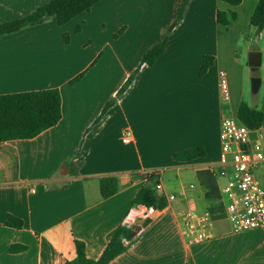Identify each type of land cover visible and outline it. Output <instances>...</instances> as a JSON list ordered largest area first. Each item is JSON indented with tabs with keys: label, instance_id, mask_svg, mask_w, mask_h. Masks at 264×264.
Instances as JSON below:
<instances>
[{
	"label": "crops",
	"instance_id": "obj_1",
	"mask_svg": "<svg viewBox=\"0 0 264 264\" xmlns=\"http://www.w3.org/2000/svg\"><path fill=\"white\" fill-rule=\"evenodd\" d=\"M50 1L0 0V24ZM182 1L101 0L63 26L51 17L0 36V95L58 89L62 98V118L54 127L34 139L0 143V264H66L76 256L75 240L98 260L121 227L134 232L133 242L109 264H264V227L235 233L221 216L208 239L193 244L181 223L183 211L200 213L218 204L206 196L201 171H209L204 181L217 182L223 197L233 174L228 168L223 175L219 165L220 131L225 118L237 116L242 100L222 97L220 74L228 78L241 70L233 51L259 0L237 7L192 0L158 61L141 66L118 97ZM218 10L238 18L223 26ZM205 56L214 63L200 76ZM198 147L204 157L173 159ZM64 164L67 174L60 170ZM148 171L164 185L156 195L165 204L153 218L133 204L143 186L155 185ZM260 176L264 182V172ZM104 177L120 185L109 198L101 196ZM169 193L175 201H167ZM9 215L23 220V227L5 226ZM12 245L27 249L10 253Z\"/></svg>",
	"mask_w": 264,
	"mask_h": 264
},
{
	"label": "trees",
	"instance_id": "obj_2",
	"mask_svg": "<svg viewBox=\"0 0 264 264\" xmlns=\"http://www.w3.org/2000/svg\"><path fill=\"white\" fill-rule=\"evenodd\" d=\"M101 0H51L31 15L11 22L0 24V36L19 31L21 28L37 24L44 19L54 17L60 26L67 24L79 15L88 12ZM192 0H183L177 10L172 25L162 34L159 41L145 54L141 65L125 83L118 93V97L128 88L135 79L141 66H153L164 53L172 30L182 21ZM232 7L239 6L244 0H222ZM217 22L223 26H229L236 21V12L217 11ZM250 27L255 28L258 33L264 31V0H259L250 20ZM66 41L67 37H65ZM214 63V57L205 56L201 61L200 76H204ZM80 75L70 83L79 81ZM116 102V99L108 102L102 113L104 114ZM62 118V98L58 89H46L40 91L22 92L8 95H0V143L12 140H30L39 136L44 131L54 127ZM238 121L249 129H259L264 125V112L257 108L250 107L247 103L241 102L238 112ZM204 148L198 147L187 149L174 155L176 161H192L204 157ZM210 176L209 171L204 170L199 174L200 180L209 189L206 194L208 198L218 201L217 206L209 208L213 220L225 216V204L223 195L217 182L209 177L208 182L204 177ZM152 177L151 180L157 182ZM120 190V185L115 177H104L100 180V191L103 198H109ZM134 205H145L162 207L165 204L163 197H158L154 187L143 186L133 201ZM5 226L16 229L23 227V220L9 215ZM134 232L124 227L119 228L112 236L103 255L98 260H91L86 256L85 243L79 240L74 241L76 256L66 264H109L112 260L122 254L128 247L123 245L122 237L133 238ZM27 249L26 246L12 245L10 253H20Z\"/></svg>",
	"mask_w": 264,
	"mask_h": 264
},
{
	"label": "built area",
	"instance_id": "obj_3",
	"mask_svg": "<svg viewBox=\"0 0 264 264\" xmlns=\"http://www.w3.org/2000/svg\"><path fill=\"white\" fill-rule=\"evenodd\" d=\"M220 78L221 95L228 99L230 90L226 74L222 72ZM130 137V131H126L123 141L128 142ZM220 140L222 145L220 168L224 171L223 175L227 174L228 168L233 171L224 187L225 218L230 224L231 231L240 233L264 227V185L259 182L256 173L264 166V127L251 130L241 124L237 116L225 118L221 124ZM153 175V171L147 172L149 178ZM154 190L164 191V185L158 179ZM166 199L175 201L176 195L169 193ZM143 206L145 218L157 217L163 210L156 205ZM181 223L188 231L191 243L200 244L208 239V229L213 224V217L209 210L199 213L187 209L181 213ZM132 242L129 238H122L125 246H131Z\"/></svg>",
	"mask_w": 264,
	"mask_h": 264
},
{
	"label": "rangeland",
	"instance_id": "obj_4",
	"mask_svg": "<svg viewBox=\"0 0 264 264\" xmlns=\"http://www.w3.org/2000/svg\"><path fill=\"white\" fill-rule=\"evenodd\" d=\"M235 48L233 52L238 59L237 67L240 66L241 70L232 72L233 77L227 78L232 101L237 102V100H242L250 107L257 108L264 112V31L258 33L255 28L250 27V29L239 38ZM251 52H260L262 55L261 64L257 67H253L249 63V54ZM229 59L230 63H232L234 60L232 53ZM253 78L261 79V86L257 93H253L252 91ZM263 172L264 166L256 173L259 182L264 185L263 179L260 176ZM156 192L159 194L161 193V191ZM223 199L225 201V197H223Z\"/></svg>",
	"mask_w": 264,
	"mask_h": 264
},
{
	"label": "water",
	"instance_id": "obj_5",
	"mask_svg": "<svg viewBox=\"0 0 264 264\" xmlns=\"http://www.w3.org/2000/svg\"><path fill=\"white\" fill-rule=\"evenodd\" d=\"M261 53L260 52H251L249 54V63L253 67H257L261 64ZM261 86V79L260 78H253L252 79V91L253 93H257L259 91V88ZM63 168L66 169V172H68V166L66 164L63 165L61 169L62 174H67L65 171H63Z\"/></svg>",
	"mask_w": 264,
	"mask_h": 264
}]
</instances>
